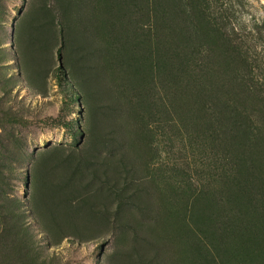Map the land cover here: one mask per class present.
<instances>
[{
    "label": "rangeland",
    "instance_id": "1",
    "mask_svg": "<svg viewBox=\"0 0 264 264\" xmlns=\"http://www.w3.org/2000/svg\"><path fill=\"white\" fill-rule=\"evenodd\" d=\"M0 264H264V0H0Z\"/></svg>",
    "mask_w": 264,
    "mask_h": 264
},
{
    "label": "trees",
    "instance_id": "2",
    "mask_svg": "<svg viewBox=\"0 0 264 264\" xmlns=\"http://www.w3.org/2000/svg\"><path fill=\"white\" fill-rule=\"evenodd\" d=\"M59 57H61V52H59ZM211 70V67H207V74L204 77H200V80L202 82L201 86H203L204 89L206 88L209 91H216L220 88L225 87L223 85L224 81H222L220 78L219 71L215 70L213 71V73H210ZM232 81V79L228 81L229 86H232ZM217 93L219 94L220 92L217 91ZM224 97L225 94H222L217 101L214 100L215 98L209 97L210 100L207 103L206 111L207 114L210 116L208 120L209 123L216 121L218 124H220L225 129L224 134L226 136L224 139L228 140L229 143H232L234 129L236 128L235 124L237 118V109L234 105V98Z\"/></svg>",
    "mask_w": 264,
    "mask_h": 264
}]
</instances>
